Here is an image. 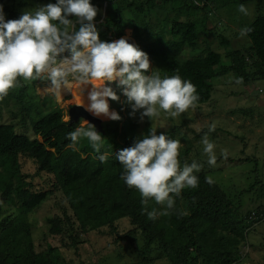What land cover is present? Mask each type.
I'll use <instances>...</instances> for the list:
<instances>
[{"label": "trees", "instance_id": "16d2710c", "mask_svg": "<svg viewBox=\"0 0 264 264\" xmlns=\"http://www.w3.org/2000/svg\"><path fill=\"white\" fill-rule=\"evenodd\" d=\"M0 1L4 4L6 20L19 17L21 12L16 10L15 0ZM106 1L105 16L100 22L94 21L99 39L117 40L125 29H131L137 46L148 54L150 67L157 69L162 78L179 74L196 86L199 100L195 106L210 101L214 79L231 74L241 78L244 84L264 78V12L242 26L252 28L246 36L250 41L247 48L229 49L230 42L207 27L212 16L217 19L210 13L213 10L230 12L231 6L264 5V0H199V4L195 0ZM148 15L152 16L153 25L152 20L145 19ZM245 18H250V14ZM161 25L167 28V34L157 31ZM210 34L218 38V45L226 51L224 57L211 49ZM39 80L46 83L43 78ZM29 87L21 79L0 99V121L10 118L9 122H0V264H73L66 259L65 250H74L77 254L75 259L80 260L74 264H102L97 257L99 249L87 238L81 239L87 233L107 238V247L119 259V250L138 257L134 259L139 262L131 264L160 261L163 264H234L240 243L248 239L255 226L264 225V203L249 211L242 210L244 194L254 193L259 200L264 199L258 157L248 155L235 159L215 147L216 163L210 166L203 146L197 149L194 145L205 133L224 138L217 130L208 133L203 129L188 139L183 132L190 130L185 122L173 125L166 135L184 141L178 156L181 166L193 160L201 165L200 171L194 173L198 176V185L183 189L174 198L171 209L154 200L142 204L140 194L121 179L123 169L114 155L151 129L144 127L139 131V123L130 115L131 107L120 90H116L119 100L109 101V105L121 119L101 124L103 131L99 134L103 139L97 153L85 138L79 139L75 148L68 147L67 133L78 123L63 121L61 109L48 97L26 99ZM71 93L81 99L75 88ZM228 135L239 139L232 133ZM239 140L245 145L244 136ZM102 153L108 154L104 162L98 159ZM23 161L33 162L32 176ZM225 163H249L250 169L245 173L247 185L242 181L236 187L238 182L234 180L224 186L213 180ZM240 187L243 189L239 190ZM51 195L56 205L62 203L60 197L68 205L60 215L45 219L48 233L61 237L62 247L47 245L37 251L29 217ZM154 209L155 217L149 218L148 212ZM121 223H128L127 229ZM80 244L91 248L94 261L81 260L83 254L77 249Z\"/></svg>", "mask_w": 264, "mask_h": 264}, {"label": "clouds", "instance_id": "9594fccd", "mask_svg": "<svg viewBox=\"0 0 264 264\" xmlns=\"http://www.w3.org/2000/svg\"><path fill=\"white\" fill-rule=\"evenodd\" d=\"M195 2L199 4V0ZM238 11L248 15L244 4L238 6ZM97 13L90 0H55L22 11L17 19L6 20L0 4V99L21 79L43 78L46 93L62 97V93L75 88L85 111L112 121L121 119L109 107V101L119 100L117 89L130 105V115L139 112L141 121H150L161 111L175 118L195 107L199 95L190 80L179 74L162 78L157 69L150 67L148 54L123 36L110 42L100 40L94 22ZM251 31L244 26L239 36L246 37ZM241 82V78L236 79V83ZM84 123L87 127H76L67 133L68 147L75 148L79 139L85 138L99 153L103 138L91 124ZM209 131H214V125ZM200 143L207 163L215 165L216 146L207 133ZM180 147V141L170 139L165 132L149 131L115 153L114 158L123 169L121 179L140 194L142 204L154 200L171 209L183 189L198 185L194 173L200 171L201 165L193 160L181 166ZM98 159L104 162L108 154L102 153ZM155 215V209L148 212L149 218Z\"/></svg>", "mask_w": 264, "mask_h": 264}, {"label": "rangeland", "instance_id": "374dc122", "mask_svg": "<svg viewBox=\"0 0 264 264\" xmlns=\"http://www.w3.org/2000/svg\"><path fill=\"white\" fill-rule=\"evenodd\" d=\"M51 1L53 3L54 0H15L14 5H16V10L22 13L24 10L35 9L51 3ZM90 2L98 9L95 20H98V22L102 21L105 16L104 11L106 10L107 1L90 0ZM0 4L4 6L1 1ZM256 4L257 3H249L245 5L250 14V18L248 19H246V15L240 13L236 7L232 8L231 6V8H229L231 10L230 12H228L229 10L227 9L219 11L218 13L213 10L210 13L216 15L217 19L215 16H212L211 19L207 21V27L208 29L212 28L217 36L222 35L225 37L228 42H230L229 49L247 48L250 46V41L246 37L241 38L239 36V30L243 25L251 22L256 14L264 12V5L261 3ZM202 14L204 16L205 12ZM240 17L243 18L240 19ZM140 19L141 17L138 18V21H140ZM145 19H149V22L152 20L151 24H154L152 16L148 15ZM157 31L162 34L168 33L167 28L163 25L159 26ZM123 37L129 39L132 44L137 46V42L132 37L131 29H125ZM209 41L211 49L219 52L220 55L224 57L226 51L222 49L223 47L218 45V38L215 35L210 34ZM236 79L237 78L231 74L214 79L212 81V95L210 101L206 104L190 108L184 113H181L178 117L172 118L163 111L160 112L158 117L151 118L150 121L147 118H144V120L141 121L139 112L132 114V116L134 120L139 123V131L144 127H149L151 131H155L157 134H160L161 132L166 133L171 127H173V125H179L182 122H185L187 124L186 126L190 129L183 131L186 133L185 136L188 139H192L196 134L201 133L203 129L207 130L208 133H211L209 127L210 125H214V132L217 130V132L225 135L223 138L217 134H208L209 139L215 144L216 148L223 150L225 154L234 157L235 159L248 155L258 157L259 164L261 165L260 173L264 180V78H259L244 84L236 83ZM25 82L30 86L25 98L34 100L35 96H39L40 99L45 97L50 98L52 102L55 103L54 105L61 109L62 120L65 122H68V111L70 107L75 104L79 105L80 103L78 100H81L80 102H82V97L80 99L77 94L72 95L71 92L62 93V97H56L52 94L46 93L43 90L46 83L43 84L39 79ZM112 110L116 111V109L110 107V111ZM248 111H250V113L252 111V113L250 114ZM244 114L249 115L247 117ZM9 120L10 118H6L0 122H9ZM101 120L103 124L111 121L105 117ZM84 121L86 120L78 119L76 121V123H78L76 127H87ZM228 133H232L233 136H237L239 139L244 136L245 145L238 138L233 139L232 137H228ZM202 137L194 142L197 149L203 146L200 143ZM172 139L180 141V148L185 146L184 141L180 140V137L174 136ZM179 151L181 150L179 149ZM22 163H25L26 168L29 169L27 173L32 176L34 174L33 162L23 161ZM225 164H222L219 167L220 171L215 174L213 180L218 183L221 182L224 186H228V184L234 180L235 182H238L235 185L236 187H239L242 184V181L244 185H247L248 182L245 173L250 169L249 163H244L242 165H238L237 163L232 165ZM241 189H243V187L239 188V190ZM59 199L62 203L56 205V200L53 196H48L36 212L29 217L34 246L37 251L45 249L47 245H51L52 247H62L61 237L48 233L47 225L45 224L46 218L60 215L62 209L67 210L68 205L65 202V199L61 197ZM259 203H264V199L259 200L254 193H246L242 196L243 211L252 210ZM123 223H121V226L123 229H127L128 223L125 225H123ZM253 230L254 231L249 233L247 237L248 239L241 242L237 247V261L234 264H264V225H261L260 227L257 225ZM83 236V238L89 240L90 244L94 245V248L99 249V255H97V257H100L102 264H131L139 262L134 259L138 257L131 254H125L120 250L119 253L121 258L119 259V257L114 254V251L107 247V238L96 237L92 233H87V235ZM65 251L66 253L64 255L66 259L72 260L73 264L74 261L80 260L75 259L77 254L74 250ZM78 253L83 254L81 259L83 261L87 262L88 260L91 262L95 260L94 253L91 248H88L87 244H83L79 248ZM154 264H163V262H155Z\"/></svg>", "mask_w": 264, "mask_h": 264}, {"label": "water", "instance_id": "95a60500", "mask_svg": "<svg viewBox=\"0 0 264 264\" xmlns=\"http://www.w3.org/2000/svg\"><path fill=\"white\" fill-rule=\"evenodd\" d=\"M126 40L131 43L129 39ZM78 119L86 120L87 123L91 124L98 133L102 132V120L85 111L84 107L81 105L75 104L72 105L68 111V122L71 124L76 122Z\"/></svg>", "mask_w": 264, "mask_h": 264}, {"label": "bare ground", "instance_id": "6f19581e", "mask_svg": "<svg viewBox=\"0 0 264 264\" xmlns=\"http://www.w3.org/2000/svg\"><path fill=\"white\" fill-rule=\"evenodd\" d=\"M80 101H81V100H80ZM80 101H79V103H80L79 105H81V104H82V102H80ZM97 118H99V119H102V118H100V117H97Z\"/></svg>", "mask_w": 264, "mask_h": 264}]
</instances>
